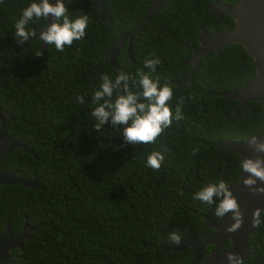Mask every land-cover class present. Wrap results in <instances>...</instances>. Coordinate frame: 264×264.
Segmentation results:
<instances>
[{"label":"trees","instance_id":"trees-1","mask_svg":"<svg viewBox=\"0 0 264 264\" xmlns=\"http://www.w3.org/2000/svg\"><path fill=\"white\" fill-rule=\"evenodd\" d=\"M91 1L64 0L70 17H89L85 38L63 52L46 44L36 65L39 41L18 45L13 36L14 22L31 0H0V111L12 117L7 137L30 142L32 151L13 148L0 169L39 182L35 188L0 184V233L4 223L13 237L24 219L35 226L12 250L15 264H202L211 245L182 251L160 245L171 241L172 231L181 239H201L212 231L202 220L220 219L192 197L207 182L238 180V154L216 143L244 142L260 130V103L217 95L252 77V58L239 44L220 47L201 58L188 82L176 85L199 30L224 31L234 22L207 10L215 0H162L132 38L129 57L123 42L116 62L135 74L146 58L159 57L154 76L173 87V111L183 97L185 119L173 120L154 144H127L111 124L103 131L93 127L91 92L102 73L116 74L106 58L110 42L139 24L151 0H102L101 15L99 7H88ZM216 1L231 6L237 0ZM43 24L42 18L27 27ZM77 95L85 96L84 105ZM193 147L200 149L195 156ZM153 150L165 156L158 171L146 166ZM247 244L245 264H264V224Z\"/></svg>","mask_w":264,"mask_h":264},{"label":"clouds","instance_id":"clouds-1","mask_svg":"<svg viewBox=\"0 0 264 264\" xmlns=\"http://www.w3.org/2000/svg\"><path fill=\"white\" fill-rule=\"evenodd\" d=\"M68 12L69 9L65 6L64 0H55L54 3L50 0H31L21 10L19 19L14 22L15 34L13 36L16 38V43L24 45L35 38L48 45H54L58 52H63L66 46L71 47L75 41H81L85 38L86 29L89 25V17L86 14L70 17ZM49 17L53 18L52 22L42 25L40 27L42 30L38 36L36 29L28 30L29 22L42 18L45 22V20H49ZM192 47L196 46H189V49L191 50ZM35 55L39 56L40 50ZM161 63L159 57L153 56L146 58L143 61V68H138L135 74L119 68L115 70L114 77L108 72L102 73L98 87L91 92L90 115L94 119L93 127L97 131H103L105 125L111 124L117 132H122L125 143L147 145L154 144L164 130L171 127L173 120H184L183 97L175 104L173 111L169 104L174 94L173 87L166 82L167 78L162 83L158 75L154 76L157 73V66ZM186 65L189 69L190 65ZM144 68L149 71L145 72ZM76 99L81 105L86 103L84 95H77ZM248 142L249 146L257 153H264V131L258 130L255 135L250 136ZM28 143L30 144V142ZM199 151V147H193L191 155L195 156ZM164 159L165 156L161 151L153 150L147 155L146 166L158 171ZM238 164L241 170L240 182L243 186L254 195L264 194V156L245 157L242 155ZM242 173H246V175L242 176ZM229 185L224 179L207 182L194 193L192 199L212 207L214 217L225 218L231 214L232 222L228 224L226 231L235 233L244 224V214ZM180 194L182 195V193ZM139 210L140 208H136L137 219L141 222L143 215L140 216ZM156 215L157 212L154 213V217ZM262 224H264V208L255 207L251 213V226L259 229ZM213 231L214 229L211 232ZM168 238L175 244L181 242V236L177 235L175 231L170 232ZM222 254L224 258L219 261V264H245V258L240 253L227 251Z\"/></svg>","mask_w":264,"mask_h":264},{"label":"water","instance_id":"water-1","mask_svg":"<svg viewBox=\"0 0 264 264\" xmlns=\"http://www.w3.org/2000/svg\"><path fill=\"white\" fill-rule=\"evenodd\" d=\"M161 1L162 0H151L145 16L139 24L128 32H120L110 42V48L106 54V58L112 71L118 68L116 56L122 42H126V52L129 57L128 51L132 38L137 34L142 25L147 22L151 14L160 7ZM50 2L54 3L55 0H50ZM102 4V0H92L88 7H99L101 15L103 12ZM207 10L213 12L216 18H220L222 14H227L232 18L234 24L230 29L224 31L206 33L203 29L199 30L197 36L198 46L191 48V55L186 61V64H189L190 68L186 71L184 76L175 81V84L178 85L181 82L189 81L193 71L199 69L200 59L210 52H216L218 48L229 44L241 45L245 52L252 58L255 69L254 74L240 87L217 95L233 98L242 103H246L247 101L260 103L263 111L260 130L264 131V0H237L235 4L231 6L222 5L214 1L207 7ZM52 19V17H49V20H45L43 25L47 22L51 23ZM41 30V28L35 30L37 36ZM45 49L46 43L39 41L37 52L40 50V55L36 56L34 61L36 65L43 62ZM11 120L12 117H7L5 111H0V161L2 157L13 148H21L26 152L32 153L28 147V142L23 141L21 138L10 140L7 137L6 127ZM248 140L249 139L244 142L235 143L220 141L216 143V145L236 152L239 159L242 155L245 157L264 156V153H257L250 147ZM243 175H246V173H242V176ZM240 177L241 170L236 183L229 185L244 214V224L239 231L235 233L226 231L228 224L232 222L230 219L231 214H229L228 217L220 218L217 222L213 219H203L202 226L214 229L213 232L205 234L201 239H181L179 244L172 243L171 241L169 244H162L160 247L166 250L182 251L186 247H193L196 250H201L206 245H212V250L204 258L202 264H219V261L224 258L222 253L227 251L240 253L245 260H247L250 254L247 236L253 235L256 232V228L251 226V213L255 207L264 208V194L254 195L250 193L247 188L243 186L242 182H240ZM0 184H19L23 187L35 188L38 186L39 182L35 176L30 180H23L18 176L17 171L5 172L0 169ZM34 229L35 226L28 224L24 219L20 233L18 236L13 237L8 224H3V230L0 233V264H15L11 253L12 250L20 248L30 231ZM226 242H228V247L219 249ZM190 264L197 263L192 262Z\"/></svg>","mask_w":264,"mask_h":264},{"label":"flooded vegetation","instance_id":"flooded-vegetation-1","mask_svg":"<svg viewBox=\"0 0 264 264\" xmlns=\"http://www.w3.org/2000/svg\"><path fill=\"white\" fill-rule=\"evenodd\" d=\"M198 46V45H197ZM227 244L225 243L224 245H222L219 249H223V248H226L227 246H226ZM213 247V246H212ZM211 250H212V248H211ZM210 250V251H211Z\"/></svg>","mask_w":264,"mask_h":264}]
</instances>
